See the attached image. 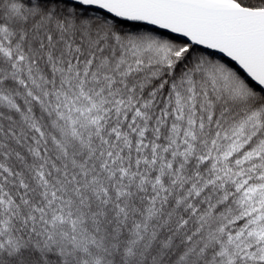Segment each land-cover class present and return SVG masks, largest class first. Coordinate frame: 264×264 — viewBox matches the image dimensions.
I'll return each mask as SVG.
<instances>
[{"label": "snow or ice", "instance_id": "snow-or-ice-1", "mask_svg": "<svg viewBox=\"0 0 264 264\" xmlns=\"http://www.w3.org/2000/svg\"><path fill=\"white\" fill-rule=\"evenodd\" d=\"M0 264H264V0H0Z\"/></svg>", "mask_w": 264, "mask_h": 264}]
</instances>
